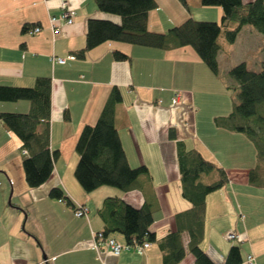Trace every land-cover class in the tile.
<instances>
[{"label":"crops","instance_id":"obj_1","mask_svg":"<svg viewBox=\"0 0 264 264\" xmlns=\"http://www.w3.org/2000/svg\"><path fill=\"white\" fill-rule=\"evenodd\" d=\"M62 1L0 0V84L33 86L38 76L51 78L50 144L59 150L50 177L39 186H29L22 140L0 119V264H163L159 239L176 231L177 214L192 206L182 194L179 140L223 166L229 176L224 186L206 197L202 248L214 262L225 264L230 247L237 244L243 264L249 253L254 254L256 264H264V184L249 180L256 161L254 145L246 144L244 153L235 142L237 138L247 140L244 134L215 124V116L227 114L232 107L227 113L221 109L200 113L206 98L222 95L228 82L234 84L232 78H220L221 70L230 75L231 67L242 61L260 69L264 34L244 24L233 43L220 36L217 75L191 45L164 49L108 40L80 56L76 52L86 44L89 18L120 23L121 17L100 10L94 0H68L74 8L73 23L59 19L54 32L51 17L61 16ZM186 1L157 0L158 6L149 14V28L165 32L190 17L221 20V6ZM35 25H40L41 31L31 33ZM116 49L130 58L116 59ZM71 54L75 58H67ZM53 56L66 60L57 62ZM114 86L122 92L115 123L124 150L132 166H148L159 206L149 227L157 239L143 253L134 248L118 254L106 247L98 251L93 232L103 228L96 211L106 197L120 196L140 207L144 193L111 185L86 191L75 175L80 132L97 121ZM177 92L179 98L174 103ZM29 109L26 99L0 100V111ZM55 186H61L77 207L84 205L86 214L78 216L77 207L52 198L50 190ZM229 231L238 237L227 239ZM111 236L126 243L121 233ZM181 239L186 253L177 264H196L187 229Z\"/></svg>","mask_w":264,"mask_h":264},{"label":"trees","instance_id":"obj_2","mask_svg":"<svg viewBox=\"0 0 264 264\" xmlns=\"http://www.w3.org/2000/svg\"><path fill=\"white\" fill-rule=\"evenodd\" d=\"M94 1L100 10L119 15L121 22L89 18L86 44L76 52L80 56L108 40L164 49L191 45L217 75L220 36L233 43L244 24H251L264 34V0H201L203 5L222 7L220 21L190 17L165 32L149 28V14L158 6L157 0ZM181 1L187 3L186 0ZM262 51L264 54V41ZM114 57L119 60L130 58L118 49L114 51ZM229 73L237 81L239 100L233 103L229 113L215 116V124L242 132L251 140L256 161L250 169L249 180L254 184H264V60L260 69H252L242 61L232 66ZM51 87L49 76H38L33 86L0 84V100L30 101L29 111H0V119L21 138V147L27 150L22 163L26 181L31 187L41 185L50 177L59 156V150L52 149L50 144ZM121 101L122 92L114 86L97 121L82 128L76 143L79 160L75 175L86 191L111 185L123 191L137 188L144 193L145 200L140 207L120 196H108L96 211L103 221V228L99 232L104 237L121 233L126 243L133 245L157 239L149 227L159 206L148 166H132L124 150L115 123L117 106ZM170 136L174 137L172 129ZM177 155L182 194L192 206L177 214L178 229L159 239L163 264H177L185 256L186 250L181 239L184 229L190 233L189 250L196 264H217L201 246L205 230L206 197L224 186L229 176L223 166L206 158L199 149L188 146L184 140L177 142ZM50 196L64 200L72 208L77 207L61 186L53 187ZM225 264H243L239 245L230 247Z\"/></svg>","mask_w":264,"mask_h":264},{"label":"built area","instance_id":"obj_3","mask_svg":"<svg viewBox=\"0 0 264 264\" xmlns=\"http://www.w3.org/2000/svg\"><path fill=\"white\" fill-rule=\"evenodd\" d=\"M73 14H74V8L71 6L70 2L68 0H63L62 1V14L60 17L58 16H52L51 17V22L55 27H53V31L57 32L58 31V24L57 22L59 19H61L65 24H71L73 23ZM57 25V26H56ZM41 31V26L40 25H35L33 28L30 29L31 33H38ZM67 58H75L74 54L69 55ZM52 60L57 61V62H65L66 58L65 57H60V56H53ZM179 98V92L176 93L175 98L173 99V102L176 103ZM24 153H27V150L24 149ZM87 212V208L85 206H82L78 209L75 210V214L78 216L85 215ZM226 238L227 239H235L238 237V235L234 231H229L226 233ZM93 237H94V247L99 251L101 248L106 247L111 249L115 253H120L123 249H131L134 248L137 252L143 253L145 249L150 246L151 242L149 241H144L142 243H136V244H128V243H122L119 242L116 238L114 237H104L102 232L99 231H94L93 232ZM244 264H256V258L254 254L249 253L247 255L246 260L244 261Z\"/></svg>","mask_w":264,"mask_h":264},{"label":"rangeland","instance_id":"obj_4","mask_svg":"<svg viewBox=\"0 0 264 264\" xmlns=\"http://www.w3.org/2000/svg\"><path fill=\"white\" fill-rule=\"evenodd\" d=\"M262 56L264 58L263 54H262ZM220 74H221L220 78H222L224 80L227 79L229 81L232 78V80H234V84H232L231 82H228V84H227L228 86L224 89L225 91L222 95H216L215 94V95H213V97L209 96V98H206V100L201 105V109H202L200 111L201 114L219 111V109H221V111L227 113V111H229L231 109V107L233 106V103L235 101L239 100V88L237 87V81H235V79L231 75H227L223 70H221ZM203 129H205V128L200 123V130L203 131ZM205 131H207V130H205ZM244 136H245V138H247V140L245 139V141L242 142V141L238 140V138H237V139H235V142H236V146L238 148L239 147L243 148L244 149L243 151L245 153L246 149H247V148L245 149V146H246V144L251 142V140L245 134H244ZM228 141H230V139H228Z\"/></svg>","mask_w":264,"mask_h":264}]
</instances>
